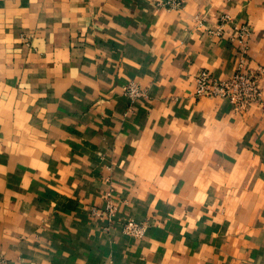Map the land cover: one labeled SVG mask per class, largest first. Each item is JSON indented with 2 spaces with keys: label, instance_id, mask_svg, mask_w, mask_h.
Instances as JSON below:
<instances>
[{
  "label": "crops",
  "instance_id": "0c3cea01",
  "mask_svg": "<svg viewBox=\"0 0 264 264\" xmlns=\"http://www.w3.org/2000/svg\"><path fill=\"white\" fill-rule=\"evenodd\" d=\"M161 1L0 0L4 264H264V74L195 96L264 70V0Z\"/></svg>",
  "mask_w": 264,
  "mask_h": 264
},
{
  "label": "built area",
  "instance_id": "2783aa9c",
  "mask_svg": "<svg viewBox=\"0 0 264 264\" xmlns=\"http://www.w3.org/2000/svg\"><path fill=\"white\" fill-rule=\"evenodd\" d=\"M159 4L168 9H177L182 6V1L162 0ZM241 34L245 38L247 35L246 29H243ZM263 74V69H259L256 72H244L240 68L229 79L219 80L213 77L209 71L202 70L195 77V96L198 98H225L229 100L235 111H247L253 105L261 104L263 101V94L259 87V79ZM127 91L133 99L142 96L141 91L134 86H130ZM116 210V203L108 197L104 211L94 209L93 214L112 219ZM144 228L145 225L139 224L132 219L124 222V229L129 235L141 236ZM0 264H4L2 257H0Z\"/></svg>",
  "mask_w": 264,
  "mask_h": 264
}]
</instances>
